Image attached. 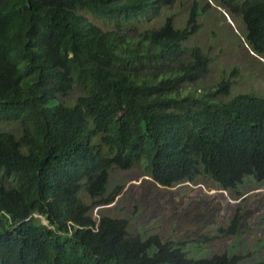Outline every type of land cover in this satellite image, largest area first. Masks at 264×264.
Returning a JSON list of instances; mask_svg holds the SVG:
<instances>
[{"label":"trees","instance_id":"16d2710c","mask_svg":"<svg viewBox=\"0 0 264 264\" xmlns=\"http://www.w3.org/2000/svg\"><path fill=\"white\" fill-rule=\"evenodd\" d=\"M212 1L242 18L264 57V0ZM173 2L0 0V121L20 124L0 130V172L12 178L0 180V264H264L228 251L197 258L182 241L130 233L126 217L92 215L116 195L105 196L111 167L139 159L166 186L201 175L226 190L264 182V96L219 98L224 75L198 93L184 86L208 70L200 47L181 43L210 0H193L182 26L167 15L137 29L135 18ZM75 85L73 100L59 99Z\"/></svg>","mask_w":264,"mask_h":264},{"label":"rangeland","instance_id":"374dc122","mask_svg":"<svg viewBox=\"0 0 264 264\" xmlns=\"http://www.w3.org/2000/svg\"><path fill=\"white\" fill-rule=\"evenodd\" d=\"M192 1L174 0L171 5L160 6L156 13L135 18L136 27H156L167 15L182 26ZM197 1L198 5L205 3ZM210 3L197 18L196 31L181 43L187 50L199 46L208 57V70L194 82L185 81L184 86L198 93L224 75L230 80V90L219 98L226 99L238 92L264 96V57L254 53L245 42L242 18L232 16L215 1ZM81 12L104 29L112 27L110 21ZM80 92L75 85L66 97L59 99L73 100ZM19 128L17 121H0V130L17 134ZM93 140L100 142L98 136ZM0 180L7 184L12 178L0 172ZM112 193L116 195L111 202L93 206L94 217L102 213L126 217L130 233L157 234L163 241H182L186 252L197 258L228 251L246 253V261L264 260V182L247 176L236 189L226 190L209 176L201 175L193 181L166 186L150 177L145 162L139 159L128 168L111 167L105 196ZM80 195L90 203L85 191ZM234 218L236 230L227 231Z\"/></svg>","mask_w":264,"mask_h":264}]
</instances>
